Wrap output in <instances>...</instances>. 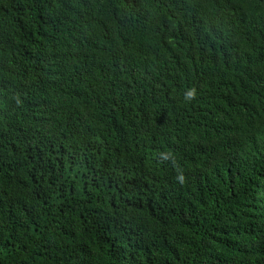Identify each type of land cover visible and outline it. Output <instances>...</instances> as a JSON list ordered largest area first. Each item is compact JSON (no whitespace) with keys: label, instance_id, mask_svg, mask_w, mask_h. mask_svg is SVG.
<instances>
[{"label":"trees","instance_id":"16d2710c","mask_svg":"<svg viewBox=\"0 0 264 264\" xmlns=\"http://www.w3.org/2000/svg\"><path fill=\"white\" fill-rule=\"evenodd\" d=\"M0 264H264V0H0Z\"/></svg>","mask_w":264,"mask_h":264}]
</instances>
